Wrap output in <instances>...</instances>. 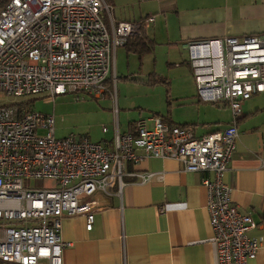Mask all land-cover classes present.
<instances>
[{
	"label": "built area",
	"instance_id": "1",
	"mask_svg": "<svg viewBox=\"0 0 264 264\" xmlns=\"http://www.w3.org/2000/svg\"><path fill=\"white\" fill-rule=\"evenodd\" d=\"M112 9L107 0H0V261L62 264V251L72 244L61 236L63 216L85 215L90 230L103 205L96 195L110 194L115 186L121 195L125 163H138L142 149L147 156L179 160L186 171L214 172L202 184L218 264H249L264 236L250 234L256 222L231 201L224 174L236 150L243 105L264 92V32L189 43L201 99L225 101L233 114L228 127L201 137L158 115L141 117L133 131L121 132L117 106L111 140L58 137L54 114L23 104L21 99L52 101L65 94L76 100L83 99L79 94L101 97L109 90L116 48L143 26L116 21ZM213 41L220 45L218 73L202 61L211 58L204 51ZM133 174L143 183L162 176ZM43 178H53L57 187L26 184Z\"/></svg>",
	"mask_w": 264,
	"mask_h": 264
},
{
	"label": "crops",
	"instance_id": "2",
	"mask_svg": "<svg viewBox=\"0 0 264 264\" xmlns=\"http://www.w3.org/2000/svg\"><path fill=\"white\" fill-rule=\"evenodd\" d=\"M107 1L114 6L115 18L143 24L141 38L149 45L141 50L118 48L115 67L118 60L128 64L134 56L137 69L131 76L123 75L124 81L147 87L157 101L145 105V113H134L136 106L124 97V126L118 113L121 132L133 131L137 119L150 115L170 125L189 126L195 137L228 127L233 114L227 102L206 101L198 93L189 43L264 32V0ZM150 15L152 22L146 20ZM130 42L131 48L136 45L135 38ZM205 50L211 58L202 61L218 73L220 45L213 41ZM237 127L236 150L224 181L237 209L256 222L250 234L264 236V92L245 101ZM113 132L114 121L105 140H111ZM138 154V163H125L121 195L117 186L110 194L96 195L103 205L94 212L90 230L85 215L63 216L61 236L72 244L63 249L62 264H218L207 189L202 184L205 177L214 179V172L186 171L181 161L147 156L142 149ZM145 171L162 176L143 183L133 174ZM249 264H264V245Z\"/></svg>",
	"mask_w": 264,
	"mask_h": 264
},
{
	"label": "rangeland",
	"instance_id": "3",
	"mask_svg": "<svg viewBox=\"0 0 264 264\" xmlns=\"http://www.w3.org/2000/svg\"><path fill=\"white\" fill-rule=\"evenodd\" d=\"M108 3L109 5L111 4L110 2ZM112 10V15L116 21H129L115 18L114 6ZM122 46L117 47L116 51ZM136 67L134 56L129 60L128 64L125 62L120 63L118 60L115 72L112 74L111 86L107 84L109 90L101 97L79 94V98L83 96V99L76 100L73 94H66L60 95L52 101H45L43 97L21 100L24 101L23 104H29L31 108L35 110L54 114L56 135L58 137L87 134L94 141H103L107 136H110L113 131V121L114 118H116V115L114 116V107L118 106L117 99L121 102L118 107V113H120L122 126H124L123 122L126 115V110L122 109L124 97L129 105L136 106L132 109L134 113L140 111L145 113L147 111L145 105H155L157 103L154 98V94L156 93L147 91V87L145 86L136 85L131 81H124L123 75H133L137 69ZM116 75H118V79ZM159 88H162L161 85H159ZM145 92L147 93L145 94ZM112 94L115 98H112ZM3 97L4 95L0 93V98ZM138 105L143 108L137 107ZM162 106H156L155 108L160 109ZM118 113L117 117L119 116ZM103 125L107 126L109 129L107 133L102 131ZM121 128L124 129L123 127ZM26 184H33L35 187L42 188L57 187V182L53 178H43L33 182L27 180ZM0 264L10 263L0 261Z\"/></svg>",
	"mask_w": 264,
	"mask_h": 264
},
{
	"label": "trees",
	"instance_id": "4",
	"mask_svg": "<svg viewBox=\"0 0 264 264\" xmlns=\"http://www.w3.org/2000/svg\"><path fill=\"white\" fill-rule=\"evenodd\" d=\"M141 33L140 34H137L136 36H131L128 38V41L126 42V46L130 49H133L135 50V48H137L138 50H141L142 48L143 49H149V45L146 44V41L144 40V38H141ZM135 38V46L134 47H130L129 44L131 43L130 41H132L133 39ZM141 42H144L143 45L141 44ZM144 46V47H143ZM112 78V74L108 77V81H107V84H109L111 86V79ZM66 95V94H65Z\"/></svg>",
	"mask_w": 264,
	"mask_h": 264
}]
</instances>
